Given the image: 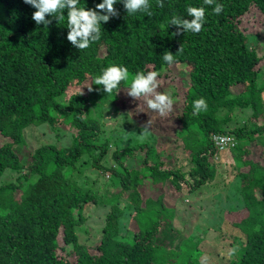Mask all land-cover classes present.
Returning <instances> with one entry per match:
<instances>
[{"label": "trees", "instance_id": "1", "mask_svg": "<svg viewBox=\"0 0 264 264\" xmlns=\"http://www.w3.org/2000/svg\"><path fill=\"white\" fill-rule=\"evenodd\" d=\"M80 3L94 7L99 0ZM149 3L151 15H130L114 4L118 15L102 24L100 39L78 50L66 40L61 22L53 18L45 28L31 19L35 9L23 0H0V175L7 169L23 172L18 184L0 185V264H203L189 247L178 258L158 236L172 221L170 207L183 191L216 180L221 150L211 140L214 134L234 137L244 201L243 209L227 214L246 235L230 264H264V85L258 80L264 55L249 47L247 21L250 13L264 19V0ZM216 3L222 5L219 14L211 11ZM187 6H203L205 23L199 32L177 33L168 21L172 15L191 19ZM257 33L264 38V25ZM165 50L174 54L172 64L162 60ZM112 63L127 67L129 80L116 94L99 91L103 102L117 105L137 70L158 73L157 92L172 88L169 95L181 111L168 133L182 140L190 168L163 158L151 142L115 149L117 168L102 163L108 144L99 143L101 123L88 112L89 87H101L93 78ZM200 97L207 109L194 113L192 101ZM235 107L253 109L251 126L226 128ZM43 124L71 130V144L45 143L29 156L21 153L24 130ZM86 155L89 165L114 175L112 184L102 187L110 210L93 243L81 240L77 230L86 221V205L99 201L74 180ZM126 156L137 163L141 157L138 166L128 165ZM127 205L135 226L122 233Z\"/></svg>", "mask_w": 264, "mask_h": 264}, {"label": "rangeland", "instance_id": "2", "mask_svg": "<svg viewBox=\"0 0 264 264\" xmlns=\"http://www.w3.org/2000/svg\"><path fill=\"white\" fill-rule=\"evenodd\" d=\"M249 15L247 20L249 21L248 45L256 49L259 55H264V38L257 33L264 25V19L256 13ZM172 69L177 70L175 64L172 65ZM258 80L261 85H264V65L261 67ZM171 89L164 88L168 94H171ZM90 93L88 112L99 120L102 128L98 141L108 144V150L102 161L104 165L111 168L118 167L112 156L115 149H123L139 142H151L163 158L176 161L177 165L183 169L192 166L182 140L177 135L168 133L174 125L176 126V115L181 111L180 104L176 100H173L172 110L161 116L145 108L146 103L143 99L139 101L127 96L126 91L121 92V97L117 101L118 106L113 102H103L99 91L95 88ZM62 98L59 97V99ZM252 113L251 107H235L233 119L226 124V128L233 130L251 126L253 124L250 118ZM143 118L141 122L140 119ZM149 119L151 123L148 131L145 135H141L143 125ZM24 133L26 144L21 147L20 151L28 156L41 144L56 143L68 146L73 139L71 130L63 125L55 127L49 124L30 125ZM249 141L257 144L254 137L249 138ZM235 151V148L231 146L226 150H221L217 158L216 180L194 191H183L176 205L170 207V212L174 217L170 223L162 226L158 241L167 248L177 250L178 258H181V254L189 247L192 252L200 253L198 259L203 264H230V261L236 258L237 251L244 245L245 233L229 221L233 216L227 215L244 208V201L240 194V178L236 175ZM124 160L130 166H138L135 158L126 156ZM91 161L90 155H86L85 160L80 162L84 169L74 176V180L79 185L99 196V201L86 205L84 209L86 221L77 228L80 239L87 243H93L98 238L100 229L105 224L110 205L106 203L107 191H103L102 187L112 184L111 181L114 180L112 171L104 173L101 169L89 165ZM22 175L23 172L19 170L7 169L3 175H0V185L9 182L18 184ZM22 180L26 184V180ZM130 206L127 205L126 213L121 218L122 233H125L128 227L135 226L128 211ZM193 242L197 245L195 248ZM191 263L195 264L192 260Z\"/></svg>", "mask_w": 264, "mask_h": 264}, {"label": "clouds", "instance_id": "3", "mask_svg": "<svg viewBox=\"0 0 264 264\" xmlns=\"http://www.w3.org/2000/svg\"><path fill=\"white\" fill-rule=\"evenodd\" d=\"M158 4L161 0H157ZM23 3L31 6L35 10L31 13V19L37 25H44L45 28L51 23L53 18L61 22L67 28L66 40L78 50L87 49L89 45L100 39L102 24L110 18L116 17L118 11L114 4L121 3L127 14L146 13L151 15L149 0H99L94 7H85L80 0H23ZM213 0H204V4H212ZM222 5L216 3L211 11L219 14ZM66 12V14H65ZM184 16L172 15L168 25L177 26V33L199 32L205 23V9L203 6H187ZM46 14L49 17L46 19ZM162 60L167 64L174 62V54L165 50ZM156 71L137 70L132 75L126 87V95L134 100L143 99L148 109L163 116L170 112L173 107V97L165 92H157L159 81ZM93 84L101 86L97 91H103L107 95L112 94L121 88L124 81L129 80V70L123 64L112 63L103 68L99 75L93 78ZM125 88V87H124ZM89 87V91H91ZM207 109V104L203 97L192 101L194 113ZM150 119L143 125L141 135L148 131Z\"/></svg>", "mask_w": 264, "mask_h": 264}, {"label": "built area", "instance_id": "4", "mask_svg": "<svg viewBox=\"0 0 264 264\" xmlns=\"http://www.w3.org/2000/svg\"><path fill=\"white\" fill-rule=\"evenodd\" d=\"M211 140L220 150L235 144L234 137L230 134H214Z\"/></svg>", "mask_w": 264, "mask_h": 264}]
</instances>
